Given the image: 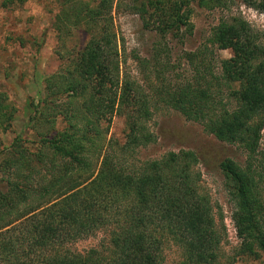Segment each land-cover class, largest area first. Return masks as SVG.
<instances>
[{
    "label": "trees",
    "instance_id": "16d2710c",
    "mask_svg": "<svg viewBox=\"0 0 264 264\" xmlns=\"http://www.w3.org/2000/svg\"><path fill=\"white\" fill-rule=\"evenodd\" d=\"M60 1L56 32L64 34L69 24L85 27L90 37L81 49L69 52L58 71L44 76L42 95L31 102L25 123L34 141L23 136L24 129L0 144V174L6 182L0 191V263L161 264L163 247L173 243L180 249L178 264H234L219 255L223 230L218 231L210 200L198 188L193 150H170L136 165L118 162L111 152L102 154V123L112 112L124 117L123 151L154 142L148 126L153 95L217 140L245 152L243 165L224 158L219 168L233 205L237 254L258 259L264 254V174L258 170L261 161L255 164L264 128L260 34L241 16L220 20L211 29L209 47L205 43L183 51L191 75L174 84L164 77L173 67L170 48L158 41L148 58L134 56L139 82L127 74L119 77L108 15L113 0L94 5ZM194 1L213 9L230 0H137L134 7L159 39L182 42L192 33ZM243 1L264 12V0ZM212 48L228 49L230 56L207 62ZM14 119V106L0 93V133L9 131ZM21 220L16 231L21 238L3 234ZM104 225L108 241L102 248L80 253L63 247L66 239Z\"/></svg>",
    "mask_w": 264,
    "mask_h": 264
},
{
    "label": "rangeland",
    "instance_id": "374dc122",
    "mask_svg": "<svg viewBox=\"0 0 264 264\" xmlns=\"http://www.w3.org/2000/svg\"><path fill=\"white\" fill-rule=\"evenodd\" d=\"M85 1L94 5L97 0ZM135 1L137 0H113L108 14L109 25L115 34L114 44L119 53L120 78L127 74L140 82L142 76L134 56L148 58L158 41L170 48L169 60L173 67L164 74L167 81L174 84L181 77L191 75L192 67L183 60V51H192L207 43L212 27L232 15L245 19L260 34L264 43V12L246 5L243 0H230L227 6L213 9L200 7L195 1L192 2V33L185 36L182 42L171 38L159 39L153 31L146 29L135 10ZM62 7L60 0H0V93L15 108L12 127L6 133H0L1 145L10 143L15 134L24 132V129L27 132L23 136L34 141L33 135L25 128V123L31 102L42 95L44 76L58 71L69 52L81 49L90 37L85 27L73 28L69 24V28L63 30L64 34L56 32L54 22ZM105 21L106 18L102 24ZM216 56L228 57L230 51L212 48V56L208 55L207 62L213 63ZM162 57L166 59L165 56ZM153 93L151 91L152 95ZM220 98L218 95L217 101ZM151 111L148 126L154 134V142L136 147L131 152L123 151L121 144L125 140L124 117L112 112L102 123L105 136L102 154L105 151L111 152L118 162L136 165L141 160L157 158L170 150H193L198 158L195 166L199 173L198 188L210 200L218 231L223 230L220 257L232 260L234 264H264V254L258 259L237 254L239 239L231 220L233 205L219 168V162L224 158H231L243 165L246 160L243 149L237 144L217 140L200 123L185 119L156 95H153ZM258 150L255 164L258 163L257 160L261 161L262 164H257L258 170L264 174V128ZM100 159L94 162L93 176ZM3 178L0 174V191H4L6 186ZM104 214L105 219H109ZM23 223V220L12 223L8 229H4L3 234L11 233L15 238H21L22 234L16 231ZM108 228L106 225L100 226L86 235L66 239L63 247L80 253L90 248H102L107 245ZM162 257L161 264H178L180 249L173 243H168L163 247Z\"/></svg>",
    "mask_w": 264,
    "mask_h": 264
}]
</instances>
